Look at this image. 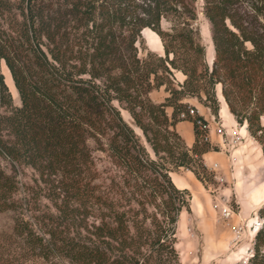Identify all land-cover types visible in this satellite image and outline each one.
I'll return each mask as SVG.
<instances>
[{"label":"trees","instance_id":"16d2710c","mask_svg":"<svg viewBox=\"0 0 264 264\" xmlns=\"http://www.w3.org/2000/svg\"><path fill=\"white\" fill-rule=\"evenodd\" d=\"M199 12L210 26L212 66ZM146 27L163 54L145 45L140 56ZM1 61L19 102L0 66V155L34 168L55 207L35 204L26 219L18 180L0 164V211L15 213L2 244L8 261L15 245L26 264H180L177 225L192 192L171 171L213 182L203 154L218 148L202 140L204 116L201 128L179 115L186 98H197L217 116L218 84L264 152V0H0ZM175 70L183 82L175 83ZM163 85L169 95L154 102L150 92ZM180 120L194 122L191 147ZM258 215L245 264H264V205Z\"/></svg>","mask_w":264,"mask_h":264},{"label":"rangeland","instance_id":"374dc122","mask_svg":"<svg viewBox=\"0 0 264 264\" xmlns=\"http://www.w3.org/2000/svg\"><path fill=\"white\" fill-rule=\"evenodd\" d=\"M197 24L200 28L202 42L206 46V60L208 64L212 66L214 47L209 22L202 12H199ZM163 25L164 27H167L168 23L163 21ZM146 28L154 34L155 38L153 42L150 41L145 36L144 29L142 30L144 41L143 43H140V56L146 55V50H144L145 45L151 50L156 52L160 51V36L153 29L149 27ZM154 43H156L158 47H155ZM163 53L164 52H162V54ZM5 64V61H1V71L12 91L14 101L19 102L14 81L13 84H11L12 76L9 77V75L6 74L4 67ZM175 72L176 70L174 71V77L176 79L175 83L177 84L178 82ZM163 87H165V85H163ZM150 97L154 102H163L160 101V87L152 90L150 92ZM197 100V98L185 99L190 106H195L193 102L197 103ZM114 105L118 107L123 118L135 129V131L142 135V139L145 142L142 131L134 122L130 112L124 108L123 104L118 100H114ZM220 112L221 101L219 113L212 118V129L209 128V132H235L234 137L238 136L236 134L242 132L239 123H233L230 115L223 117L220 115ZM177 131L179 133L181 132L178 129ZM242 140L243 138L241 137L237 142L233 141L234 148H239V146L242 145ZM90 144L91 146L95 145L93 140H90ZM212 145L216 146L218 150L221 149L216 144ZM245 153V156L242 157L241 160L236 161L237 163H240V169L235 168V165H230L228 162L225 163L224 168H221L218 171L209 167V169L215 173L213 182H203L194 176L192 181L187 177L190 173L185 168L171 171L179 173L184 181H188L192 185L190 191L192 192V195L196 197V203L198 204V209L191 207V211L183 210L181 212V222H179V217L176 232V246L180 255V264H245L248 257L251 255L254 240L252 229L261 221L258 215V210L264 205V201L259 206L256 204L258 202H256L254 197L248 196L264 194V165H261L262 168L255 172L256 164L259 162L255 149L251 146ZM94 155L96 159H98L99 156L104 158V154L97 150H94ZM0 164L8 173L14 174L18 180L16 197L22 203L21 210L26 219H32V215L34 214L33 210L34 207H36L35 204L40 208L55 209L51 200L45 196V190L43 188L44 184L39 179V174L34 168L27 165H19L16 162L11 163V160L3 155H0ZM252 164H254V169L252 168ZM220 175L224 177H221ZM237 192H239V194L241 193L243 196L246 195L247 197L245 200L249 207H251V210L247 215H241L240 211L242 208ZM248 201H250V203ZM224 205H229L236 214L232 217L225 218L222 215V208ZM14 214L15 213L12 210L0 211V264H26V260L23 258L21 259L18 257V260L15 259L17 252L21 249L19 246L16 248L15 245H13L10 257L11 261L7 260L6 250L4 251V248H2V244L6 243V236L13 232ZM235 224L243 226L240 233H235L232 230V226Z\"/></svg>","mask_w":264,"mask_h":264},{"label":"crops","instance_id":"0c3cea01","mask_svg":"<svg viewBox=\"0 0 264 264\" xmlns=\"http://www.w3.org/2000/svg\"><path fill=\"white\" fill-rule=\"evenodd\" d=\"M145 30L146 29H144V31ZM161 41H160V48H159L160 51L159 50H157V51L162 53V52H164V46H163V43ZM175 76L177 77L178 83L183 82L185 77H186V75L184 73H182L181 71H176ZM217 94H218V97L221 101L220 115L223 117H227L228 115H230L232 117L233 123L234 122L237 123L234 115L230 112L229 107H228V105L224 99V96H223L222 90H221V84L217 85ZM168 95H169V92L166 90V88L163 86L160 87V101H164ZM193 103H194V105H195L194 107L196 108L198 113L200 115L204 116V118L209 122V128L212 129L211 124H212V118H214V114L211 112L210 108L203 105L198 100H197V103L196 102H193ZM167 112L171 116L172 112H173V108L168 106ZM176 127L178 130L181 131L180 133L185 138L188 146H190V147L193 146L194 142L196 141L194 122L190 121V120H182V121H179L177 123ZM239 127H240L242 132H238V133H240L243 140H242V145H240L239 148H237V149L234 148V146L232 147V145L230 143H228V139H230V134L233 135V133H235V132H226V133L225 132H216V133L215 132H209L210 142L212 144L218 145L221 149L220 150H209L203 154L204 162L208 167H213V166H215V164H217L215 166V169H216V171H218L219 169L224 168L225 163L228 162V163H230V165H235V168L240 169L239 168L240 163H237L236 161L241 160V158L245 156L246 150H249V147L252 146V148L255 149V151H256V156H257V159L259 161L257 164L255 162V164H256L255 172H257L258 170H260L262 168L261 165H264V152L262 151L261 145L250 135V133L247 130L246 124L240 125ZM239 151H240V153H239ZM254 161H255V159H254ZM252 168L254 169V164H252ZM188 172L190 174H188L187 177L193 181V176L196 177L194 172L191 170H188ZM237 174H238V172H237ZM171 176L173 178V181L175 182V184L178 187L189 188V189L192 188V185L188 181H184V179L182 177H180L179 173L171 172ZM220 176L224 177L222 175H220ZM237 196H238L239 201L241 203V208H242L240 211L241 215L242 214L247 215L248 212H250L251 207H249L247 201L245 200L247 198L246 195L243 196L241 193L239 194V192H237ZM248 197H254L256 202H258L256 204H258L259 206L264 201V194H259V195L255 194L253 196L249 195ZM248 202L250 203V201H248ZM197 205L198 204L196 203V197L194 195H192L191 207L198 209ZM181 221H182V214L180 216L179 222H181ZM255 233L253 234V236L255 235Z\"/></svg>","mask_w":264,"mask_h":264},{"label":"built area","instance_id":"2783aa9c","mask_svg":"<svg viewBox=\"0 0 264 264\" xmlns=\"http://www.w3.org/2000/svg\"><path fill=\"white\" fill-rule=\"evenodd\" d=\"M198 111L196 110V108L194 106H189V108L185 111H182L180 113V118L182 119H185V118H188V117H193V119L196 121V123L198 124L199 127H204V123H203V119L201 117H198ZM206 127V126H205ZM209 127V126H208ZM226 133V132H225ZM234 134L231 135L230 134V139H228V143H230L232 146L233 145V141L234 142H237L238 140H240V134H236L238 136L234 137ZM202 140L204 141H210L209 140V132H205L202 134ZM217 164H215L216 166ZM215 166H213L212 168L215 169ZM235 213V211L229 206V205H224L223 208H222V215L225 217V218H229V217H232ZM259 223V224H258ZM258 226H260L261 224V221L258 222ZM243 228L242 225L240 224H235L232 226V230L235 232V233H240L241 229Z\"/></svg>","mask_w":264,"mask_h":264},{"label":"bare ground","instance_id":"6f19581e","mask_svg":"<svg viewBox=\"0 0 264 264\" xmlns=\"http://www.w3.org/2000/svg\"><path fill=\"white\" fill-rule=\"evenodd\" d=\"M144 29H147V30H145V36L150 40V41H154V34L151 32V31H149V29L148 28H144ZM146 38V39H147ZM154 45H155V47H158V45H156V43H154ZM4 67H5V70H6V74H8L9 75V77H11V73H10V70H9V68L7 67V65L5 64L4 65ZM11 84H13V79L11 80ZM259 224V223H258ZM258 224L252 229V232L253 233H255L256 232V230L258 229Z\"/></svg>","mask_w":264,"mask_h":264},{"label":"water","instance_id":"95a60500","mask_svg":"<svg viewBox=\"0 0 264 264\" xmlns=\"http://www.w3.org/2000/svg\"><path fill=\"white\" fill-rule=\"evenodd\" d=\"M213 62V61H212ZM16 92H17V89H16ZM18 93V92H17Z\"/></svg>","mask_w":264,"mask_h":264}]
</instances>
